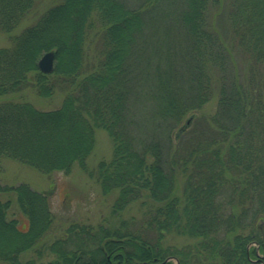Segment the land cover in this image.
<instances>
[{"label":"trees","instance_id":"obj_1","mask_svg":"<svg viewBox=\"0 0 264 264\" xmlns=\"http://www.w3.org/2000/svg\"><path fill=\"white\" fill-rule=\"evenodd\" d=\"M37 1L0 0V31ZM11 40L0 94L31 85L63 99L0 103V158L44 173L79 163L105 193L118 189L115 212L139 202L141 217L71 224L49 243V196L20 183L8 189L29 226L0 197L3 264H264V0H58ZM96 128L113 155L90 169Z\"/></svg>","mask_w":264,"mask_h":264},{"label":"rangeland","instance_id":"obj_2","mask_svg":"<svg viewBox=\"0 0 264 264\" xmlns=\"http://www.w3.org/2000/svg\"><path fill=\"white\" fill-rule=\"evenodd\" d=\"M57 1L38 0L34 9L24 17L11 33L0 31V47L9 46L12 41L11 35L19 34L26 26L34 23L44 10ZM214 24L219 25L223 30H229V23L223 17L215 18ZM238 60L240 65L241 63L245 64L243 61L240 62L241 57H238ZM62 99L63 93L60 91H57L52 97H43L31 85L20 91L0 94V103L27 101L42 110L60 106ZM215 105L216 98L214 97L202 110L211 113L215 109ZM112 155L113 142L109 133L103 128H96L94 149L86 159L88 167L93 169L100 160H109ZM20 183H27L34 190L47 193L49 196L50 207L54 215V223L45 239L49 243L64 234L71 224L87 225L93 229L100 228L102 225L118 227L119 221L123 218L133 215L137 219L141 217L139 202L131 203L119 214L117 211L115 212L114 203L118 198V189L105 193L99 181L88 175L79 163H75L69 173L64 171L44 173L16 159L3 157L0 158V197L4 200H10L9 216L16 218L19 227L24 230L28 228L29 220L19 206L16 192L8 189ZM168 240L181 244L187 241V238L170 236ZM26 254L29 256L32 251ZM54 258V255L50 254L43 260L46 262ZM0 264H3L1 260Z\"/></svg>","mask_w":264,"mask_h":264},{"label":"water","instance_id":"obj_3","mask_svg":"<svg viewBox=\"0 0 264 264\" xmlns=\"http://www.w3.org/2000/svg\"><path fill=\"white\" fill-rule=\"evenodd\" d=\"M39 69L45 73H50L55 67V51L48 50L38 60Z\"/></svg>","mask_w":264,"mask_h":264}]
</instances>
